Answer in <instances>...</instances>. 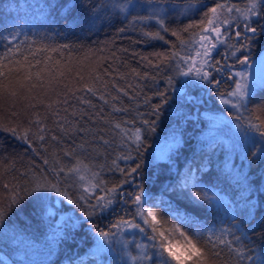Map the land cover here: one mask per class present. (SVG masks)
Wrapping results in <instances>:
<instances>
[{"label":"snow or ice","instance_id":"1","mask_svg":"<svg viewBox=\"0 0 264 264\" xmlns=\"http://www.w3.org/2000/svg\"><path fill=\"white\" fill-rule=\"evenodd\" d=\"M48 7L52 9L49 15L54 16L50 23H61L70 34H75V29L90 32L99 24L111 25L114 18L123 17L121 23L127 20L130 26H139L142 37L167 47L134 55L158 73L165 68L174 71L165 77L167 88L155 93L158 103L151 104V98H145L150 112L137 111L131 120H117L111 113L105 120L94 113L111 126L108 130L116 134L112 140L97 133L91 140L62 149L63 156L53 152L45 158L37 151L42 164L33 162L23 174L25 178L13 176L0 184V252L5 247L23 249L28 256L32 242L12 227V217L23 215L25 221L38 220L45 226L49 255L57 248L61 255L69 251L64 257L66 264H264V81L257 83L253 72L264 55L252 57L253 44L264 41V0H245L243 7L234 0H55ZM173 15L187 23L172 27L176 23L170 19ZM152 27L156 30H149ZM118 31L123 33L126 28ZM221 46L223 60L215 58ZM0 48V99L27 100V107L35 108L33 89H45L44 95L51 100L46 108L58 118L56 127L65 136L73 130L92 131L60 115L59 106L68 103V95L95 108L86 96H97L101 91L98 85L110 98L99 94L105 104L119 101V93L128 96L133 87H120L115 80L110 83L95 69L88 82L76 74L79 87L64 83L72 58L62 64L53 60L52 53L63 57L64 50L71 51L70 44H45L5 28L0 29ZM132 74L144 80L156 79L136 69ZM104 75L111 73L104 69ZM178 77L185 78L179 87ZM120 79H125L124 74ZM225 83L227 89L221 91ZM61 86L63 92H58ZM109 87L118 94L108 92ZM205 96L225 107L207 108ZM111 108L113 113L129 112L115 103ZM165 112L170 132L164 149L158 151L154 144ZM71 115L82 120L88 113L74 110ZM197 126H203L199 152L185 135L186 128ZM213 126L218 133L221 128L227 131L209 137ZM0 127L29 145L38 140L41 146L49 131L38 112L29 117L28 127ZM117 137L122 150L111 164L91 163L92 153L85 145L96 141L109 145ZM153 137L157 139L150 143ZM50 139L63 142L56 135ZM225 146L227 158L216 167L212 157L217 148ZM181 155L183 163H179ZM65 158L70 162L65 163ZM119 161L132 164L121 167ZM45 166L48 170H41ZM14 167V163L5 165V172ZM105 171L119 173L120 178L107 180L102 175ZM3 178L0 175V180ZM121 205L123 214L114 222L102 227L93 220L107 219L104 214L114 215ZM255 235L262 241L258 251ZM0 264L16 261L0 256Z\"/></svg>","mask_w":264,"mask_h":264},{"label":"trees","instance_id":"2","mask_svg":"<svg viewBox=\"0 0 264 264\" xmlns=\"http://www.w3.org/2000/svg\"><path fill=\"white\" fill-rule=\"evenodd\" d=\"M54 2L55 0H0V29H15L22 34L28 35L29 38L42 40L45 44L72 45L71 51L64 50L63 57H60L56 53H52L53 60H61L62 64L68 62L67 58L69 56L72 58V63L70 65L71 72L69 73L66 71V79L64 80V83L71 82L70 87L72 85L76 87L80 86L77 81V73L84 76V82H88L93 69L103 76L104 80L110 83L112 80H115L116 84L120 87L127 88L128 84L133 85V87L128 89V96L119 93V101L110 100L109 104H105L104 101L99 99V94H105L106 99L110 98L107 96L103 87L98 85L101 91L97 96H92L91 94L86 96V99L90 100L91 103L96 106L95 108H90L88 104L81 103L72 95H68V103L59 106L61 108L60 115H67L68 120L73 121L75 124L85 129H91L92 131L78 132L73 130V132L69 133L67 136L56 127L58 118L46 108V103H50L51 100L44 95L45 89L40 87L33 89L31 95L36 97V100L32 101V103L36 104L35 108L27 107L29 103L27 100L17 99L13 101L12 99H0V125L7 124L9 126H16L19 124L22 127H28L29 117H31L34 112H38L41 118L45 120L49 130L46 136V142L41 146V142L38 140L33 139L32 144L29 145L3 127H0V175L4 177L3 180H0V184L11 180L13 176L20 179L25 178L23 174L27 172L29 167L33 166V162H35V164H42L40 156L36 155L37 151L45 158H49L53 152L58 156H63L62 149L65 147H74L80 144L82 140H91L92 135L97 133L103 135L105 139L112 140L116 135L115 132H110L108 129L111 126L105 124L104 121L100 120L94 113L98 112L105 120L110 119V113L111 116L115 117L117 120H131L135 117L137 111L142 113L150 112V106L144 103L145 98L150 97L151 104L158 103L160 98L157 97L155 93L164 91L167 88L168 85L165 77L172 75L174 71V69L169 70L165 68L163 72L158 73L155 69L146 67L140 60V57L134 55V53L147 55L154 51L167 50L166 46H162V42L148 41L146 37H142L139 26H130L127 20L121 23L120 21L123 20V17H119L114 18L111 25L99 24L90 32L86 29H75V34H70L64 29L61 23H50L54 16L49 15L52 9H50L48 5ZM234 2L243 7L245 0H234ZM170 19L176 20V23L171 25L172 27L180 25L182 21L187 23V20H184L183 17L176 15H173ZM122 27L126 28V31L123 33L118 31V29ZM149 30L155 31L156 29L152 27L149 28ZM263 45L264 41L253 44L252 55ZM123 49H127V51H122ZM2 51L3 49L0 48V52ZM223 51L224 48L221 46L219 53L215 54V58L223 60ZM104 69H107V71L111 73V76L104 75ZM132 69H136L141 75H143L144 72H149L150 75L156 76V79L144 80L134 77ZM121 74H124L125 79H120ZM184 79L185 78H177L178 87L183 84ZM227 86L228 84L225 83L220 90L225 91ZM56 90L58 92H63L62 86L57 87ZM107 91L111 92L112 95L118 94L112 90L111 87H109ZM79 95L80 93L76 92V96L78 97ZM213 95H215V93H213ZM133 96L135 99L131 98ZM52 99L54 100L56 97L52 96ZM205 99L208 100V103L211 102L207 105V107L211 109L215 107L224 108L222 105L214 104L207 96H205ZM40 100H44L45 103H39ZM112 103H115L117 107L129 108V112L113 113L111 108ZM63 108H67L68 112L65 113ZM74 110L77 113L87 112L88 115H85L81 120L79 115L75 117L71 115ZM14 112L17 113L16 116L12 115ZM167 116L168 113L165 112V116L161 118V125L158 128V142L154 144V147L159 148L158 151L164 147L165 138L170 132V128L167 126L169 124L166 118ZM129 127H131V125H129ZM33 131L35 132L36 129L33 128ZM204 131H207V129L205 128ZM226 131L227 129L223 128L222 133L224 134ZM199 133L200 131H198L197 127H188L185 131V135L191 138L192 145L197 141V135ZM52 135L60 137L63 142L52 141L50 139ZM228 138L227 135L224 136L225 141H227ZM156 139V137H153V140L149 142L153 143ZM85 147L92 153L90 160L93 164L110 165L111 161L115 159L122 150L118 137L109 145H104L102 141H96L92 146L85 145ZM200 148L201 145L196 148L198 152ZM151 151L152 149H149V152ZM188 154L190 155V153ZM222 158H227L226 146L224 148H217L212 157L216 167L222 166ZM147 159L148 153H145V160L147 161ZM64 162L68 163L70 161L68 158H65ZM236 162L239 163L238 160ZM13 163L15 167L5 172L4 166ZM119 163L121 167H125L131 165L132 161H119ZM41 170L47 171L48 169L45 166L42 167ZM102 175L105 179L110 181H116L120 178L119 173L115 172L105 171ZM68 183H71V180H69ZM125 187L129 191L134 190L133 188H128V186ZM69 191L74 194H79L78 190L74 188H70ZM229 196H231V192H229ZM123 207V205L117 207L114 215L105 213L104 215L107 216V219L94 217L93 220L104 227L114 222L118 216L123 214L121 211ZM12 221V227L23 232L28 240L32 242V247L28 249V256H25L23 249L12 251L7 247L3 248L2 252H0V256L4 259L15 260L16 264H24L25 260H27L29 264H47L49 260L56 261V264H66L64 257L69 254L68 250H65L63 255H61L60 250L57 248L55 254H48L46 237L43 235L46 229L38 220L29 219L25 221V217L21 215L19 217L13 216ZM137 239H139V237H137ZM253 240L254 246L258 251L262 241L258 235L253 236ZM12 248H15V245H12Z\"/></svg>","mask_w":264,"mask_h":264},{"label":"rangeland","instance_id":"3","mask_svg":"<svg viewBox=\"0 0 264 264\" xmlns=\"http://www.w3.org/2000/svg\"><path fill=\"white\" fill-rule=\"evenodd\" d=\"M264 55V45L261 46V48L255 53V55L253 56L254 59H259L260 56ZM261 60H264V57H261L260 60L257 61V63L254 65V68H253V72H254V78L256 80L257 83H260L261 81H264V63H261ZM211 103V102H209ZM207 103V105L209 104ZM210 106V105H209ZM223 106V105H222ZM225 107V106H224ZM209 109H211L210 107H207ZM219 114V113H217ZM203 126H197V129L198 131H200V133L197 135V141L194 142V144L192 145V147H199L200 146V143L199 141L203 138V132H201V128ZM216 126H213V129L208 133V136L212 135L213 138L219 136V135H223L222 131H223V128H221L220 130V133H217L216 132ZM206 132V131H204ZM163 148H161L160 150H163ZM185 157L184 155H182L180 158H179V163H183Z\"/></svg>","mask_w":264,"mask_h":264}]
</instances>
